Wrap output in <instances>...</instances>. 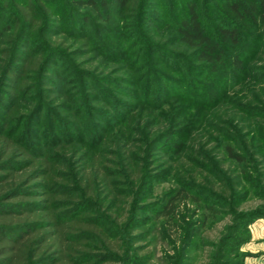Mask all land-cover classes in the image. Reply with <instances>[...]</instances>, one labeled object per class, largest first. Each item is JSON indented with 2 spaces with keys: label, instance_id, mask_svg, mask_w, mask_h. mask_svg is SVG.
Wrapping results in <instances>:
<instances>
[{
  "label": "trees",
  "instance_id": "1",
  "mask_svg": "<svg viewBox=\"0 0 264 264\" xmlns=\"http://www.w3.org/2000/svg\"><path fill=\"white\" fill-rule=\"evenodd\" d=\"M141 4L142 0H0V14L4 11L9 19L3 22L0 18L1 105L5 100L17 101L18 89L34 85L29 73L40 74L44 86L51 79L47 73L57 74L51 68L56 60L79 52V46L73 47L61 36L67 33L61 6H67L83 29L89 24L108 26L111 13L138 15ZM222 6L225 23L217 25V36L205 31L197 4L190 1L185 7L187 18L174 24L178 48L170 46V31L151 34L152 47L163 57L180 56L182 60L183 55L192 56L197 62L190 63L195 73L218 77L194 96L202 100L197 102L201 109L187 132L177 134L188 119L180 109L140 107L123 123L108 124L103 138L92 132L88 142L77 128L67 132L59 126L61 137L49 134L54 144L41 148L30 140L37 137L36 130L28 126L18 133L10 122L29 118L34 121L31 125L40 126L45 106L32 104V112L26 115L5 106L0 117V264L147 261L148 253H140L144 245L137 244L145 235L139 226L141 211L175 223L178 253L183 256L191 239L190 222L185 218L190 213L187 202L200 205L204 192L213 203L225 202V212L233 219L243 214L241 203L255 194L251 179L264 177L263 152L255 142L264 127V0H223ZM75 27L68 33L76 31ZM247 36L255 45L246 43ZM46 40L50 43L40 48ZM34 41L38 42L35 46ZM224 42L248 48L241 51L242 56L234 50L228 62ZM249 58L253 71L255 65L262 67L260 74L253 72L246 79L244 60ZM223 75L229 81L240 80L229 94V87L219 79ZM41 89L52 91L45 86ZM85 94L91 98L89 90ZM112 102L126 104L116 98ZM113 111V106L99 111L105 123ZM48 121L56 122L53 112ZM59 122L62 126L69 123ZM223 130L234 132L232 142L217 138L215 133ZM176 135L180 139L172 140ZM97 139L98 144L90 147V141ZM159 178L172 180L176 188L168 189L163 201L150 200L153 181ZM257 193L264 195V191ZM206 221L203 217L201 225ZM222 239L223 234L214 240L204 238V242L215 248ZM208 258V264H213L214 253L210 251Z\"/></svg>",
  "mask_w": 264,
  "mask_h": 264
},
{
  "label": "rangeland",
  "instance_id": "2",
  "mask_svg": "<svg viewBox=\"0 0 264 264\" xmlns=\"http://www.w3.org/2000/svg\"><path fill=\"white\" fill-rule=\"evenodd\" d=\"M189 1L197 4L199 20L205 31L211 36H217V25L225 23L223 0H142L138 15L111 13L112 21L108 26L103 28L89 24L83 29L79 28V23L71 16L67 6L65 9L61 6L62 14L66 15L62 21L63 27L67 29V33L64 32L65 34L61 36H65L73 47L79 46V52L73 57L64 51L66 58L56 60L55 65L51 66L55 68L57 74L47 73L51 79H47L44 83L45 88H52L51 92H43L41 89L44 86L40 74L29 73L34 85L30 88L18 89L17 101L8 103L5 100L3 105L0 103V117L5 114L6 105L13 106L17 112L25 115L32 112L33 105L38 104L39 108L44 105L40 126L31 125L34 121L29 118L28 120L23 118L22 121L14 119L10 122V128L17 129L18 133L28 126L36 130L37 137L30 140L41 148L54 144L49 134L56 138L61 137L60 127L65 128L64 131L67 132L73 127L77 128L79 135L84 136L88 142L92 132L97 133L98 139L103 138L104 129L109 126L108 124L123 123L140 107L154 110L160 108L164 110L168 106L176 107L181 110V115L188 118L184 126L178 129L177 134L191 130L192 117L201 109L197 102L198 100L202 102L200 98L194 96L202 94V86H211V81L218 77L214 74L195 73V69L190 64L197 63L194 57L183 55L182 60L180 56L163 57L162 53L150 43V40L154 39L152 32L160 36L163 35L161 33L163 30H167L173 35L170 46L173 48L176 45L178 48V35L174 24L177 25L182 19L187 18L185 7ZM0 18L3 22L4 20L9 22L8 15L4 11L0 14ZM74 26L76 31L72 30L68 33V30L73 29ZM246 38L247 44L255 45L249 36ZM36 43L38 42L34 41L33 46ZM41 43L43 45L40 48H43L45 43L49 44L50 41L46 40L44 43L41 41ZM223 46L228 62L232 61L234 50H239L242 56V52L247 51L248 48L242 44L232 47L228 42H224ZM251 62L250 58L244 60L246 79L250 78L253 72L260 74L261 71L262 66L259 65H255L253 71V67L250 68ZM227 77L228 75H223L219 76V79L229 87L227 91L229 94L238 87L240 80L229 81ZM87 90L90 91L91 98H87L88 94H85ZM112 98L125 101L126 104L114 103ZM164 103L162 107L161 104ZM112 106L116 113H112L105 123V117L99 111L110 110ZM94 107L97 110L94 111ZM51 112L56 122L48 121ZM59 119H65L69 123L67 126L66 124L62 126ZM262 124L264 126V121ZM230 132L232 131L223 130L222 133L219 131L215 134L217 138L232 142L230 140L234 138L232 136L234 132L232 134ZM262 132L263 135H259L255 142L259 144L257 147L264 156V127ZM172 138L179 140L180 135ZM98 139L90 141L89 146L97 145ZM49 140L52 142L49 143ZM238 171L241 169L239 168ZM261 171L264 174V165ZM251 180L254 183L251 191L255 194L250 193L248 200L242 203L239 201L241 203L239 209L243 210V214L235 219L225 212L228 208L225 202L213 203L205 192L200 195V205L188 200L190 213L185 218L190 222L187 232L191 234V239L183 256L178 253L180 239L175 223L164 221V217H159L156 213L141 211L139 226L145 231V235L137 244L144 245L140 253L147 252L149 258L147 261L139 260L138 264H208L210 251L214 253L213 264H264V195L256 194L264 191V177L253 176ZM215 184L218 186V183ZM174 188L176 186L170 179H155L150 200L163 201L168 189ZM178 205L179 210H183L180 202ZM203 217L207 218L204 226L201 225ZM221 234L223 239L215 248L205 244L204 238L214 240Z\"/></svg>",
  "mask_w": 264,
  "mask_h": 264
}]
</instances>
